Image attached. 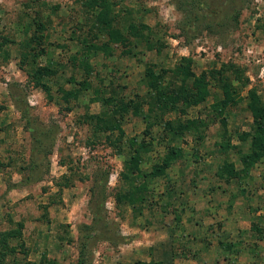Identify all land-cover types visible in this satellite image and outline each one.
I'll return each instance as SVG.
<instances>
[{
  "label": "rangeland",
  "instance_id": "374dc122",
  "mask_svg": "<svg viewBox=\"0 0 264 264\" xmlns=\"http://www.w3.org/2000/svg\"><path fill=\"white\" fill-rule=\"evenodd\" d=\"M101 1L0 0V232L23 224L4 264H264V237L253 228H264V160L246 184L219 180L224 160L238 165L233 151L222 155L216 146L220 123L200 146L182 138L184 160L148 182L143 201H117L137 192L121 178L134 150L128 140L146 142L142 172L171 144L162 127L144 135L142 117L119 112L121 101L147 97V68L167 83L182 57L192 59L196 76L225 66L238 102L226 111L231 144L251 131L248 92L264 105V0H210L206 9L187 6L190 0H105L111 26L131 44L91 57L87 75L77 59L84 39L105 40L93 38ZM208 82L202 104L165 119L213 117L222 93ZM112 111L124 132L121 150L109 142L118 132L102 133L93 118Z\"/></svg>",
  "mask_w": 264,
  "mask_h": 264
},
{
  "label": "trees",
  "instance_id": "16d2710c",
  "mask_svg": "<svg viewBox=\"0 0 264 264\" xmlns=\"http://www.w3.org/2000/svg\"><path fill=\"white\" fill-rule=\"evenodd\" d=\"M37 1L32 0L33 3ZM95 4L102 8L99 13L94 15V24L97 26V33L94 34L93 38L99 40L105 37V40L101 44L87 41L86 39L82 41L83 50L77 61L87 75H90L93 70L90 63L91 57H95L98 53H103L105 56L110 57L113 54L114 45L122 44L126 46L131 44L127 38L125 39L123 32L111 26L112 21L105 0H102L101 3L96 2ZM187 6H194V9L200 6L201 9H206L208 6H211V1L190 0ZM91 7L94 8V4ZM189 11H193V8L191 10L189 9ZM194 18L197 19V17ZM130 32L134 38L140 37L141 40L143 39V35H141V32H139L136 26H131ZM126 53H129V50ZM192 63L193 61L189 57L180 58L178 65L172 70L173 81L167 83L164 82L162 76L154 74L152 70L147 68L144 80L147 88V97L142 99L141 104H131V100L125 104L122 101L118 104L119 112H122V114L131 113L133 116L142 117L146 125L144 135H151V130L154 127H162L165 131L167 141L169 143L171 142V144L165 148L163 156H161L158 162L152 164L149 171L142 172L140 164L143 159L142 155L146 147V142L142 140L138 143L134 138L128 140L130 146L134 147V150L130 160L124 163L125 172L121 174V178H123L132 190L134 188L137 192L133 194L130 189L123 196L119 195L117 201L125 199L131 204H134L136 200L143 201L148 191L147 183L150 181L153 182L158 178L166 177L167 171L172 165L184 160L185 150H183L179 143L182 138L189 135L195 141V145L200 146L205 139L206 130L210 125L215 123H220L223 128L220 134L222 140L216 143L218 150L222 155L233 151L237 155L238 161V165L227 160L219 164L216 171V177L219 180L226 184L231 181H236L239 186L246 184L252 168L264 160V105L261 103V99L254 91L251 90L248 92L246 109L252 117V129L250 132H242L238 136L239 144L232 145L226 130V111L236 106L238 102L236 98L237 91L232 88L231 81L223 74L225 66H223V69L209 70L196 76L191 70ZM44 71L54 74L48 68L44 69ZM190 79H192V82L187 84V81ZM209 79L215 82L222 93V99H216L215 104L212 106L213 117H208L207 119L201 117L186 120L174 119L172 121L165 119L164 116L169 113H185L186 109L202 104L209 95ZM41 85L44 87L43 84ZM83 87L86 88L84 84ZM66 95L71 96L72 92ZM67 98L65 97V101L68 102ZM145 106L146 110H143ZM93 118L96 120L99 125V131L102 133H110L114 136V132H118V135L114 136L113 139L109 138V142L113 147L121 150L120 143L124 142V132L113 111L107 114L106 117L94 116ZM193 155L195 158H198L197 152ZM139 178H142L143 181L137 184L136 180ZM262 178L264 180V174ZM135 195L137 196L135 197ZM179 220V218H176L177 222ZM102 223L98 217L94 220L95 226H99ZM22 228L23 224L17 223L15 228L0 232V264H4L8 255L16 253V248L12 245V242L18 241L21 238ZM253 228L261 237H264V228L261 229L255 225H253ZM17 245L22 246L21 243ZM85 245V242H82L80 245L81 254L84 251ZM241 251L237 249L235 253L239 254ZM135 264H162V262L150 260L137 261Z\"/></svg>",
  "mask_w": 264,
  "mask_h": 264
},
{
  "label": "built area",
  "instance_id": "2783aa9c",
  "mask_svg": "<svg viewBox=\"0 0 264 264\" xmlns=\"http://www.w3.org/2000/svg\"><path fill=\"white\" fill-rule=\"evenodd\" d=\"M264 74V66L261 67L260 71H259V75L262 76Z\"/></svg>",
  "mask_w": 264,
  "mask_h": 264
},
{
  "label": "crops",
  "instance_id": "0c3cea01",
  "mask_svg": "<svg viewBox=\"0 0 264 264\" xmlns=\"http://www.w3.org/2000/svg\"><path fill=\"white\" fill-rule=\"evenodd\" d=\"M170 246H171V245H169V247H170ZM169 250H170V251H169V254L171 255V247L169 248ZM170 255H169V256H170ZM191 264H198V262L193 261V262H191Z\"/></svg>",
  "mask_w": 264,
  "mask_h": 264
}]
</instances>
